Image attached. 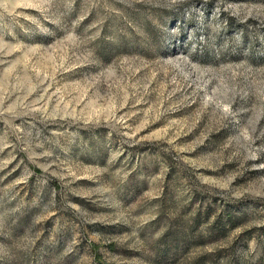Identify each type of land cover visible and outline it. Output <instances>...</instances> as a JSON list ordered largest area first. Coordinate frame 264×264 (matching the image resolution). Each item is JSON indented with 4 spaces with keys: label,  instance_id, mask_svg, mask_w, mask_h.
<instances>
[{
    "label": "rangeland",
    "instance_id": "rangeland-1",
    "mask_svg": "<svg viewBox=\"0 0 264 264\" xmlns=\"http://www.w3.org/2000/svg\"><path fill=\"white\" fill-rule=\"evenodd\" d=\"M0 264H264V0H0Z\"/></svg>",
    "mask_w": 264,
    "mask_h": 264
}]
</instances>
